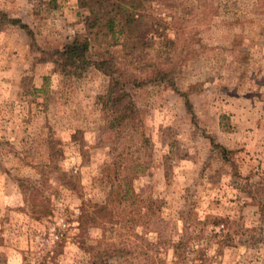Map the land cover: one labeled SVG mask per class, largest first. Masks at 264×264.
I'll use <instances>...</instances> for the list:
<instances>
[{
	"label": "rangeland",
	"instance_id": "374dc122",
	"mask_svg": "<svg viewBox=\"0 0 264 264\" xmlns=\"http://www.w3.org/2000/svg\"><path fill=\"white\" fill-rule=\"evenodd\" d=\"M0 10L28 28L0 25V264H138L144 254L156 264H264V0L141 7L160 25L155 40L176 43L175 81L193 113L141 61L146 82L126 90L142 124L120 137L97 100L109 78L95 67L64 74L51 57L86 34L78 0H0ZM107 40H92L90 56L109 48L124 58ZM126 184L150 204L141 237L119 224L79 227L89 204L125 212Z\"/></svg>",
	"mask_w": 264,
	"mask_h": 264
},
{
	"label": "trees",
	"instance_id": "16d2710c",
	"mask_svg": "<svg viewBox=\"0 0 264 264\" xmlns=\"http://www.w3.org/2000/svg\"><path fill=\"white\" fill-rule=\"evenodd\" d=\"M49 1L55 3L56 0ZM150 1L152 0H78L79 6L87 10L86 34H76L73 38L68 39L60 49L51 52V57L55 58L57 66L64 74L81 76L89 67H95L109 78L105 92L98 95L97 100L115 137H120L126 126L130 125L137 129L142 124L140 112L126 90L129 83L139 86L146 82V80L138 79L135 74L136 70L142 66V64L138 65L141 61L143 68L153 69V76L149 78V81L164 82L174 91L183 95L187 109L193 113L187 95L176 85L177 62H173L176 49L174 39L163 37L160 42H157L159 40H155V33L160 26L159 23L155 20L148 22L146 15L141 12V7ZM9 23L28 30L26 24L9 18L5 12L0 10V25ZM173 23H175L174 20ZM27 33L31 36L30 31ZM103 37L106 39L108 37L109 40L113 39V44L115 41L122 44L125 52L124 58H117L109 48L104 49L98 58L91 57L89 54L91 41L102 42ZM160 43L164 45H159ZM152 51L154 52L153 57L159 61L148 60ZM130 67L132 72H129ZM210 140L214 148L220 147L218 152L222 159L227 161L229 150L218 145L213 136ZM120 200L126 202L125 212L111 207L108 202L89 204L83 209L84 214L79 220V227L119 224L123 227L125 234L141 237L142 234H139L135 229L147 227V213L150 204H147L145 198L131 186L128 187L127 184ZM144 208L145 210H143ZM261 208L264 209V206L261 205ZM126 239L122 238L121 242ZM118 250L120 249L118 248ZM118 250L114 249L112 252L115 253ZM106 254V251L101 252L100 258L102 255H104L103 258L106 257ZM115 254L120 255L117 252ZM136 258L138 264L159 262L146 254ZM92 263L96 264L94 260Z\"/></svg>",
	"mask_w": 264,
	"mask_h": 264
}]
</instances>
